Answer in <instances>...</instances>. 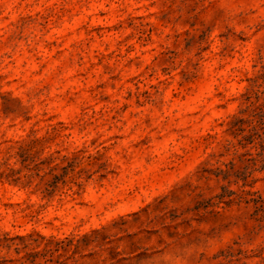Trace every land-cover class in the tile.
<instances>
[{"label": "rangeland", "instance_id": "1", "mask_svg": "<svg viewBox=\"0 0 264 264\" xmlns=\"http://www.w3.org/2000/svg\"><path fill=\"white\" fill-rule=\"evenodd\" d=\"M0 264H264V0H0Z\"/></svg>", "mask_w": 264, "mask_h": 264}]
</instances>
